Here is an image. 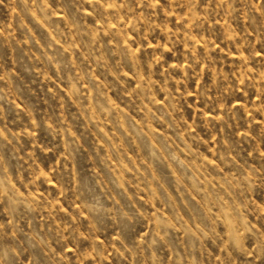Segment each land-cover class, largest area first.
I'll use <instances>...</instances> for the list:
<instances>
[{"label":"rangeland","instance_id":"1","mask_svg":"<svg viewBox=\"0 0 264 264\" xmlns=\"http://www.w3.org/2000/svg\"><path fill=\"white\" fill-rule=\"evenodd\" d=\"M0 264H264V0H0Z\"/></svg>","mask_w":264,"mask_h":264}]
</instances>
